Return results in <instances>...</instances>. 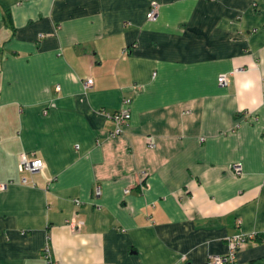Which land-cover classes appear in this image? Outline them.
<instances>
[{
    "label": "crops",
    "instance_id": "1",
    "mask_svg": "<svg viewBox=\"0 0 264 264\" xmlns=\"http://www.w3.org/2000/svg\"><path fill=\"white\" fill-rule=\"evenodd\" d=\"M240 233L264 264V0H0V264H206Z\"/></svg>",
    "mask_w": 264,
    "mask_h": 264
},
{
    "label": "built area",
    "instance_id": "2",
    "mask_svg": "<svg viewBox=\"0 0 264 264\" xmlns=\"http://www.w3.org/2000/svg\"><path fill=\"white\" fill-rule=\"evenodd\" d=\"M159 13V4L153 2L148 12V20L154 21ZM220 85L227 84V75L221 74L218 78ZM86 87H91L93 84V79L88 78L85 81ZM131 99H125L123 108L115 112L112 117L116 124V129L112 132V135H120L124 132V126L131 119V109H130ZM150 147L154 146V143L150 141ZM45 161L41 158H31L27 153H22L20 156V170L27 172H38L45 168ZM233 171L236 175H242L243 169L240 163H237L233 166ZM26 181V179H24ZM97 193L100 192L97 188ZM79 202V201H77ZM252 235H246L243 233L232 235L226 238L227 241V253L224 255H216L209 258L206 264H237L238 263V254L240 250L252 239Z\"/></svg>",
    "mask_w": 264,
    "mask_h": 264
}]
</instances>
